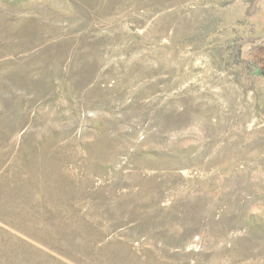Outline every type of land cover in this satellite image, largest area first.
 I'll return each instance as SVG.
<instances>
[{"label": "rangeland", "instance_id": "1", "mask_svg": "<svg viewBox=\"0 0 264 264\" xmlns=\"http://www.w3.org/2000/svg\"><path fill=\"white\" fill-rule=\"evenodd\" d=\"M0 264H264V0H0Z\"/></svg>", "mask_w": 264, "mask_h": 264}]
</instances>
